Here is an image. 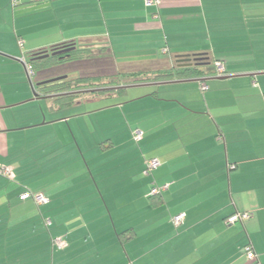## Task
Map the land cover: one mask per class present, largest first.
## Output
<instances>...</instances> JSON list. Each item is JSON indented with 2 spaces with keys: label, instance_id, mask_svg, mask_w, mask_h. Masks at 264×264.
I'll return each mask as SVG.
<instances>
[{
  "label": "crops",
  "instance_id": "1",
  "mask_svg": "<svg viewBox=\"0 0 264 264\" xmlns=\"http://www.w3.org/2000/svg\"><path fill=\"white\" fill-rule=\"evenodd\" d=\"M68 41L125 71L206 55L225 72L57 108L27 62ZM0 166V264H247V243L264 262V0H0Z\"/></svg>",
  "mask_w": 264,
  "mask_h": 264
},
{
  "label": "trees",
  "instance_id": "2",
  "mask_svg": "<svg viewBox=\"0 0 264 264\" xmlns=\"http://www.w3.org/2000/svg\"><path fill=\"white\" fill-rule=\"evenodd\" d=\"M100 50H102L103 53L100 54L102 59L98 58L97 62H102L103 64L106 63L105 65L107 66L105 67V69H107V72H104L102 74L83 72L76 77H69L66 72L57 74L55 73L53 75L51 74V72H55L58 68L68 65L75 66L77 65V63L83 60H87L90 58L95 59L96 56L91 53L92 48H89V46H81L79 44H76L74 41H68L55 44L53 46H50L48 49H42L33 52L27 63L33 70L34 74L37 75L38 84L36 83L35 85V95L38 97H50L53 105L57 108H67L77 100L88 95L109 96L112 94H118L119 96H124L126 90L125 85L122 84H126L124 83L125 79H132V83H134L136 81L150 79L170 80L188 78L193 76L197 77L207 73L210 74L212 70L209 66L212 64L214 67V73L216 74L215 62H220L219 60H212L205 55L201 56L200 62H202V64H196L194 61V56H189L188 58H190L191 64L180 65L178 63H174V65L171 67L151 71H125L116 67L114 59L108 53L106 46H103V48H101ZM45 53H48L46 57H39V55ZM62 75H66V77L51 82H43L44 80ZM150 196L152 199L157 197V195ZM226 218L224 220L225 223ZM247 244L251 245V243ZM251 247L253 248L252 245ZM258 260L262 262L259 257ZM246 261L248 264L249 262L247 258Z\"/></svg>",
  "mask_w": 264,
  "mask_h": 264
},
{
  "label": "built area",
  "instance_id": "3",
  "mask_svg": "<svg viewBox=\"0 0 264 264\" xmlns=\"http://www.w3.org/2000/svg\"><path fill=\"white\" fill-rule=\"evenodd\" d=\"M20 1L21 0H10V3L12 6H15L18 3H20ZM145 3L147 5H153V4H157L158 0H145ZM18 45L19 46L23 45V41L21 39L18 40ZM164 51H166V49H164ZM27 68H28V74L29 75L34 74L33 70L30 68L29 65ZM215 68H216L215 69L216 74H218V75L224 74L225 68L221 62H215ZM200 88H201V90L207 89L206 83H204V82L200 83ZM133 136L136 140H139L142 136L141 130H139V129L135 130L133 132ZM159 164L160 163H159L157 158H150V159L146 160L143 173L145 175L150 174L152 170L156 169L159 166ZM0 174L4 175L6 177H13V172H12L11 168L7 167V166H0ZM164 188H166V185L161 186V187H152L150 190V195H157ZM20 198L21 199L31 198L35 201L36 205H38V206H41L47 202V198L43 194H38V193L33 194L32 192H30L28 190L22 192L20 194ZM184 216H185L184 213H179V214L173 216L172 222L174 223V225H179L183 221ZM250 216H251V214L249 212H236V213L229 215L226 218V223L231 224V223H235L238 221H243V220L248 219ZM53 243H54V245H56L58 247H63L65 245L64 241L59 237L54 238ZM244 253H245V256L249 262L248 264H264L258 260L257 254L255 253V251L253 250L251 245L247 244L244 246Z\"/></svg>",
  "mask_w": 264,
  "mask_h": 264
},
{
  "label": "rangeland",
  "instance_id": "4",
  "mask_svg": "<svg viewBox=\"0 0 264 264\" xmlns=\"http://www.w3.org/2000/svg\"><path fill=\"white\" fill-rule=\"evenodd\" d=\"M96 45H97L96 47L89 46V48H92L91 53L94 54V56H96L95 59L90 58L87 60H83V61L77 63V65H75V66L68 65V66L60 67L55 72H51V74L53 75L55 73L57 74V73L66 72L69 77H76V76H79L80 73H83V72L84 73H87V72L88 73H94V74H102L104 72H107V69H105V67L107 66V65H105L106 63L103 64L102 62H97L98 58L102 59L100 54H103V53H102V50H100V49L103 48L104 45H103V43H97ZM124 81H125L124 83H126V84H122V85H125V86L132 83V79H125ZM136 82H139V81H136ZM105 101L107 104L114 102L112 99H108Z\"/></svg>",
  "mask_w": 264,
  "mask_h": 264
},
{
  "label": "water",
  "instance_id": "5",
  "mask_svg": "<svg viewBox=\"0 0 264 264\" xmlns=\"http://www.w3.org/2000/svg\"><path fill=\"white\" fill-rule=\"evenodd\" d=\"M68 50V49H66ZM54 53V52H53ZM48 55V53H45V54H42V55H39V57H46ZM201 56H195L194 57V61L196 64H202V62H200L201 60ZM185 60V61H184ZM180 65H185V64H191L190 62V58H185V59H180L178 60ZM66 77V75H62V76H56V77H53V78H50V79H47V80H44L43 82L46 83V82H51V81H55V80H58V79H61V78H64ZM41 83V82H39ZM38 84V83H37Z\"/></svg>",
  "mask_w": 264,
  "mask_h": 264
}]
</instances>
